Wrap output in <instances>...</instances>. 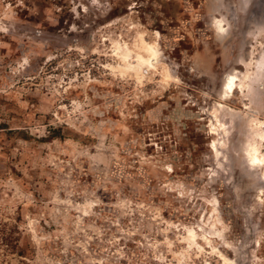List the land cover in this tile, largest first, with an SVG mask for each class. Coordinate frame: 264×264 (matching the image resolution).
Returning <instances> with one entry per match:
<instances>
[{
	"label": "rangeland",
	"instance_id": "rangeland-1",
	"mask_svg": "<svg viewBox=\"0 0 264 264\" xmlns=\"http://www.w3.org/2000/svg\"><path fill=\"white\" fill-rule=\"evenodd\" d=\"M262 61L264 0H0V264H264Z\"/></svg>",
	"mask_w": 264,
	"mask_h": 264
},
{
	"label": "bare ground",
	"instance_id": "bare-ground-1",
	"mask_svg": "<svg viewBox=\"0 0 264 264\" xmlns=\"http://www.w3.org/2000/svg\"><path fill=\"white\" fill-rule=\"evenodd\" d=\"M213 27L215 28V31L217 35L222 36L224 32V24L222 22V19H214L212 21ZM261 60V58H260ZM264 71V63L263 61L255 65L254 67V72L251 76H247L248 81H250L252 84L251 85H260V80H261V74ZM234 73V71H233ZM229 74L227 75L226 78H224V83H223V91H224V98L229 97L234 91L239 90H244L241 85V79L237 77L235 74ZM238 73V72H237ZM250 74V73H249ZM240 77V75H239ZM243 78V77H242ZM241 80V81H240ZM257 156V155H256ZM257 158H255L256 160ZM251 162V161H250Z\"/></svg>",
	"mask_w": 264,
	"mask_h": 264
}]
</instances>
